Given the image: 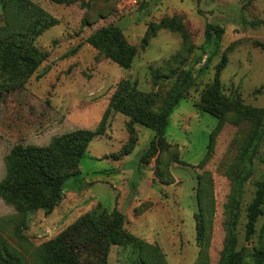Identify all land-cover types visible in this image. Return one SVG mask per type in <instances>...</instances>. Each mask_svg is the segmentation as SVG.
<instances>
[{
  "label": "rangeland",
  "instance_id": "obj_1",
  "mask_svg": "<svg viewBox=\"0 0 264 264\" xmlns=\"http://www.w3.org/2000/svg\"><path fill=\"white\" fill-rule=\"evenodd\" d=\"M30 1L55 18L57 25L35 41L47 55L37 71L25 83H0V181L6 175L5 157L14 146L46 147L55 136L94 130L122 80L134 81L139 91L154 94L155 110L188 70L195 85L169 116L165 132L169 148L141 163L153 131L133 123L131 134L130 118L110 112L104 134L90 142L51 210L36 209L22 218L0 198L1 235L28 264H38V251L45 245L50 264H103L110 214L117 210L125 216L124 233L110 245L106 264H143L141 241L158 247L165 264H219L231 238L235 251L244 256L241 264H254L264 204L253 234L247 235L246 224L256 184L264 177V136L251 177L238 197L233 193V177L240 166L238 148L252 126L247 121L225 123L210 158L200 166L218 119L199 103L225 58L218 73L222 94L264 110V0ZM164 19L173 20L174 27L156 31L142 49L148 27ZM109 24L120 26L136 49L128 69L87 43L89 35ZM206 24L220 26L224 33L218 53L198 73L206 58ZM204 173L209 175L214 212L207 255L202 258L195 215L198 176Z\"/></svg>",
  "mask_w": 264,
  "mask_h": 264
},
{
  "label": "trees",
  "instance_id": "obj_2",
  "mask_svg": "<svg viewBox=\"0 0 264 264\" xmlns=\"http://www.w3.org/2000/svg\"><path fill=\"white\" fill-rule=\"evenodd\" d=\"M55 4H73L77 0H51ZM2 22L0 26V83L15 81L25 83L46 60L47 55L35 46L36 39L51 27L57 25V20L47 11L30 0H0ZM88 6V1L81 2ZM171 19H164L157 24H151L140 43L144 49L150 38L161 28H173ZM223 28L211 24L205 25L203 51L206 55L204 64L199 68L202 73L219 50L223 36ZM87 43L96 49L100 55L110 59L120 68L128 69L135 57L136 49L130 45L120 26L109 24L94 31L87 38ZM226 63L222 58L217 67V74L213 83L206 90L199 106L209 115L218 119L217 125L209 136L207 152L200 162L203 166L210 158L217 136L225 123L239 124L250 122V134L238 148V171L233 177V193L241 195L243 184L251 177L253 158L264 136V110L244 106L239 100L231 101L221 92L218 73ZM195 85L192 71L185 72L181 81L172 89L162 104L154 109V94H146L137 89L134 81L129 79L118 83L112 94L101 121L94 130L77 129L52 138L46 147L14 146L5 157L6 175L0 181V198L12 205L20 217L24 218L28 212L36 209L51 210L60 197L65 181L74 174L79 162L85 156L90 142L97 136L104 134L106 121L110 112L123 114L130 118L128 128L133 133L132 124L138 123L153 131V137L148 148L142 154L140 161L147 164L149 159L169 148L165 141V132L171 112L178 103L186 99L188 92ZM134 140L130 142L133 148ZM125 150L124 154H128ZM161 173L158 177L161 178ZM211 183L209 175L198 176L196 188L197 214L196 240L200 248V256L205 258L209 245L208 229L213 217L214 208L211 199ZM255 197L248 207L246 232L254 233V226L262 215L264 204V177L256 184ZM111 226L105 235L102 250V261L106 258L110 245L123 233L125 216L117 210L110 214ZM22 227L18 226L19 234ZM235 241L231 238L225 246L219 264H241L244 256L235 251ZM258 248L252 257L254 264H264V223L258 237ZM139 259L143 264L161 262L165 264L160 250L145 242H139ZM38 264H50L47 257L46 245L37 254ZM0 264H28L21 253L12 247L0 233Z\"/></svg>",
  "mask_w": 264,
  "mask_h": 264
}]
</instances>
